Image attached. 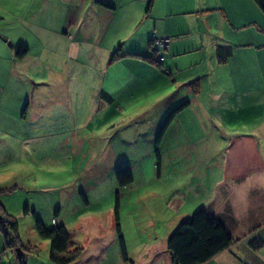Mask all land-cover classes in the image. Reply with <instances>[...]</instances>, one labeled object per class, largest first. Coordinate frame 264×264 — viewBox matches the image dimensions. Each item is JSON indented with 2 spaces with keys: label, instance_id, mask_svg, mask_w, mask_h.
Segmentation results:
<instances>
[{
  "label": "rangeland",
  "instance_id": "obj_1",
  "mask_svg": "<svg viewBox=\"0 0 264 264\" xmlns=\"http://www.w3.org/2000/svg\"><path fill=\"white\" fill-rule=\"evenodd\" d=\"M124 1L127 3L119 6L117 17L93 21L91 15H87L82 30L86 25L91 28L85 30L89 40L95 43L97 32L98 43L103 37L102 45L106 46L109 42L108 47L113 48L105 53L98 51L96 46L80 47L75 54L86 65L79 70L80 73L67 69V75L63 70V55H67L68 46L66 41L54 38L53 52L50 53L40 49L42 34L47 37L56 34L50 32L51 27L31 19L36 1L14 0L0 5V35L6 38L3 47H0V214L4 212L17 222V236H8V245H4L0 231V264H19L16 260L18 255L22 256L24 264H54L48 259L49 241L40 237L34 228L35 219L48 228L51 218H57V222L65 226L67 247L81 248L79 256L70 264H116L119 253L115 242L112 247L109 246L104 261L98 258V237H104L113 224L115 191L119 195L120 234L126 247L131 249L134 243L152 233H156L157 240L162 241L171 231L169 220L173 214L179 222L184 210L190 209L191 197L187 199L183 196L184 201L189 202L183 203L182 207H172L169 197L177 199L175 192L182 189L183 194L190 193L189 183L198 180L197 175L202 176L206 170H209L210 178L211 168L212 175L215 174V179H218V175H222L225 147L232 134L254 135L264 151V129H249L244 123L243 112L238 117L241 121L236 122L229 133H221L213 125L209 130L200 128L199 132H190L187 136L174 122L169 124L171 127H167V132L155 144L159 124L167 115L162 116L160 109L169 102H181L183 87L179 86H170L168 95L158 101L123 99L119 102L122 108L116 107V112L104 104L103 108H98V103L94 101L93 109L96 110L92 114L90 101L82 103L80 115H69L56 109L50 96L65 93L67 79L74 84L85 79L88 87H94L97 83L92 80L98 79V73L108 85L112 76L122 69V74L126 76L124 60L108 69L105 62L98 69V60L108 61L118 45L125 52L132 45L129 35L122 36L128 22L120 21L119 14L124 13L122 6L133 7L134 12L139 7L140 12L146 2L123 0L121 3ZM189 16L193 18V13ZM96 22L97 29L94 27ZM54 24H57L56 33L69 34L73 42L77 41L78 36L73 31H58L62 23L56 21ZM116 35L119 36L115 38ZM114 38L115 41H109ZM70 39L66 40L69 42ZM13 43L27 46L24 58H13L14 50L10 48ZM49 60L55 62V72H48ZM115 70L118 72H113ZM74 88L72 85L71 92ZM174 103H171V109ZM249 119L252 118L248 116ZM145 121L150 122L146 130L136 131L137 123L141 125ZM109 124L113 125L103 129ZM194 136L198 138L195 140ZM158 152L162 155L161 173L164 177L160 175L154 183V192L145 196L142 190L139 193H120L118 187L113 186V174L118 167L129 161L133 164L136 159ZM172 176L174 184L169 179ZM177 178L182 179L176 183ZM196 209L199 208L191 210L190 214ZM55 211L56 216L53 215ZM153 220L156 221L155 226L152 225Z\"/></svg>",
  "mask_w": 264,
  "mask_h": 264
},
{
  "label": "crops",
  "instance_id": "obj_2",
  "mask_svg": "<svg viewBox=\"0 0 264 264\" xmlns=\"http://www.w3.org/2000/svg\"><path fill=\"white\" fill-rule=\"evenodd\" d=\"M35 1L36 8L30 14L31 19L51 27L50 32L56 34L48 37L42 34L40 49L53 52L51 49L54 47V38L68 43L66 49L69 57L63 55V70L66 75L67 69L71 68L72 72L77 70L80 73L79 70L86 65L79 61L75 54L80 47L96 46L98 51L105 53L113 48L108 47L109 42L106 46L102 45L103 37L98 43L97 32L95 43L89 40L85 30L91 28L88 29L86 25L84 31L82 30L87 15H91L93 21L111 19L117 17L119 6L127 3H121L123 0ZM7 2L14 0H0V5ZM122 7L124 13H120L121 17L118 19L128 22L122 36L124 38L129 35L132 45L126 52L121 50L127 53L121 59L111 63L98 60V69H101L105 62L108 69L124 60L126 76L122 74L123 69L120 73L115 70L113 72L118 74L112 76L108 85L101 73H98V79L92 80L97 83L94 87H88L85 79L79 80L77 84L67 79L64 84L66 92L60 96L55 93L50 96L57 110H64L69 115H80L82 103L94 101L98 103V108H103L104 104L114 108H110L114 112L116 107L122 108L119 102L123 99L158 101L168 95L170 86H179L183 87L180 103L186 101L187 104L175 115L170 125L175 122L187 136L190 132H199L200 128L209 130L213 125L219 128L221 133H229L235 123L241 121V118L238 119L242 116L241 112L244 113V123L246 122L249 129H264L261 127L264 126V15L252 0H152L147 12L142 10V7L139 12L138 7L136 13L133 7ZM192 13L193 18L189 16ZM56 21L62 23L58 31H73L78 36L77 41L73 42L69 34L63 36L56 33ZM94 27L97 29L98 22ZM58 35L61 37L56 38ZM152 37L169 38L168 49L158 52L156 56L160 55L159 57L155 56L159 66H154L146 59V56L150 55L148 42ZM115 38L109 41H115ZM5 41L6 38L0 35L1 48ZM15 45L10 44L12 51ZM218 50L229 54L228 58L224 61L217 60ZM55 56L56 51L53 58ZM54 64V61H48V72H55ZM72 85L75 88L71 92ZM166 87L169 89L165 90ZM172 102H175L173 107L180 104L177 100ZM172 102L160 109L162 116L171 109ZM90 107L92 114L96 110L93 109L95 104L92 102ZM248 116L252 119L247 120ZM149 123H137L135 130L145 131ZM112 125H104L103 129ZM170 125L168 127H171ZM197 138L198 136H194L195 140ZM258 147L264 161L261 144H258ZM161 161L162 155L158 152L157 159L154 153L140 160L136 159L133 164L130 161L125 162L124 166L129 165L132 173V181L128 185L118 187L119 192L126 191L131 194L142 190L144 196L154 192V183L160 179V175L164 177L161 173ZM223 162L224 157L221 170ZM208 171L202 176L197 175L198 180L194 183H189L190 193L183 194L182 189L175 192L177 199L169 197L172 207H182L183 203L189 202L184 201V198L191 197L188 205L190 209L184 210L181 219L195 208H204L234 239L230 247L202 264H264V166L244 167L241 172L230 171L227 176L220 173L218 179H215V174L212 175V168L210 178ZM173 177L169 178L172 184ZM182 178L175 179L176 183ZM112 183L116 186L114 174ZM176 217L173 214L169 220L170 230L175 227V222H178ZM155 222L153 220L151 224L155 226ZM252 239L258 241L260 246H249L248 243ZM114 242L119 253L117 236L111 224L104 237H98L99 260L106 259L109 246L112 247ZM125 250L127 260L122 259L119 253L116 264H172L166 248V237L162 241L157 240L156 233L134 243L131 249L125 245Z\"/></svg>",
  "mask_w": 264,
  "mask_h": 264
},
{
  "label": "trees",
  "instance_id": "obj_3",
  "mask_svg": "<svg viewBox=\"0 0 264 264\" xmlns=\"http://www.w3.org/2000/svg\"><path fill=\"white\" fill-rule=\"evenodd\" d=\"M264 15V0H252ZM152 4V0H146L144 11L147 12ZM160 38L152 37L149 42L150 55L146 59L154 66H159L155 56L158 52L165 51L167 47L163 48L155 43V40ZM169 40V38H167ZM169 42V41H168ZM167 42V43H168ZM216 59L224 61L228 58L229 54H224L221 50L217 51ZM221 52V53H220ZM27 53V46L22 43L14 46L13 57L21 59ZM118 46L110 55L109 63L121 59L126 56ZM187 104L186 101L176 105L170 109L160 123L154 143L158 144L163 133L166 131L168 125L174 119L175 115ZM156 159L158 153H155ZM264 166L263 157L260 154L257 140L252 134L236 133L232 134L227 141L225 147V156L222 168V175H230L233 173L241 172L244 167H262ZM114 178L117 187L128 185L132 181V173L127 166L118 167L114 172ZM112 208L113 226L117 236L119 253L122 259L127 260L124 240L120 234V227L118 223V210H119V195L115 191ZM85 201V196L82 195ZM24 213L27 212L26 206L23 207ZM54 216L57 215L55 211ZM51 226L46 228L42 225L39 219H35L34 228L37 234L49 241L48 259L54 264H70L80 254L81 248L76 247L73 249L67 248L68 234L65 226L62 223L55 221ZM0 231L4 238V245H8V236H17V222L16 220L1 212L0 214ZM234 243V239L225 230L223 225L219 223L211 214L204 208H199L191 214L181 219L175 227L169 232L166 239V248L171 256L172 264H202L209 260L211 257L217 255L223 250L227 249ZM249 246L258 247V241L252 239L249 241ZM19 264H24L21 255L16 256Z\"/></svg>",
  "mask_w": 264,
  "mask_h": 264
},
{
  "label": "built area",
  "instance_id": "obj_4",
  "mask_svg": "<svg viewBox=\"0 0 264 264\" xmlns=\"http://www.w3.org/2000/svg\"><path fill=\"white\" fill-rule=\"evenodd\" d=\"M169 40L167 38H163L161 40H155V43L159 44L161 47L165 48L168 45Z\"/></svg>",
  "mask_w": 264,
  "mask_h": 264
},
{
  "label": "clouds",
  "instance_id": "obj_5",
  "mask_svg": "<svg viewBox=\"0 0 264 264\" xmlns=\"http://www.w3.org/2000/svg\"><path fill=\"white\" fill-rule=\"evenodd\" d=\"M50 223H54V219L53 218H51Z\"/></svg>",
  "mask_w": 264,
  "mask_h": 264
}]
</instances>
